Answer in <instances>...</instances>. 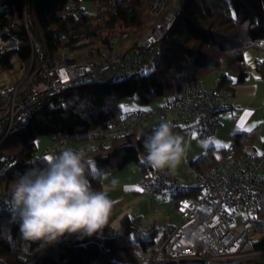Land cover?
I'll list each match as a JSON object with an SVG mask.
<instances>
[{"label":"trees","instance_id":"16d2710c","mask_svg":"<svg viewBox=\"0 0 264 264\" xmlns=\"http://www.w3.org/2000/svg\"><path fill=\"white\" fill-rule=\"evenodd\" d=\"M82 1L91 2L94 12L86 11ZM176 1L178 6L173 11L176 21L160 42L157 60L146 74L140 73L139 68L127 78L118 79V67L110 64L87 82L74 85L52 99L48 106L35 113L25 128L10 136L4 151L17 163L0 178V192L11 197L17 174L44 158L35 155V139L39 136L47 137L52 144L85 143L97 130L108 129L121 120L126 113L120 107L124 98H134L136 104L146 106L160 97L178 96L186 85L201 83L216 73L219 76L211 88L225 93L231 82L245 80L248 70L244 52L250 49L264 52V0ZM151 2L0 0V77L16 63L24 74L29 69L32 74L41 61L51 65L61 51L67 52L68 62L116 57L119 52H113V42L127 32L135 38L127 52L134 51L136 40L154 25L155 19L148 13ZM254 70L264 83V59L255 61ZM158 125L147 121L124 137L82 149L98 169L97 179L89 177L94 190L102 191L105 173L120 170L128 163H135L141 171L151 169L144 162L147 155L144 139ZM173 130L177 133L180 127L174 126ZM254 136L255 133L234 134L232 144L238 153L245 152L244 142ZM225 151L210 147L190 165L204 171L215 166ZM196 193L195 186L186 187L171 198L174 207L178 206L177 199ZM256 214L262 219L260 227L264 223V201ZM13 217V210L0 212V264H123L114 259L115 254L147 252L153 243L154 231H149V235L139 231V216L122 217L115 229L112 215L100 234L83 238L65 236L57 244L40 247L21 238ZM249 238L248 234L239 251L241 259L218 260L210 251L199 249L188 261L151 259L149 264H257L248 256L264 253V234L256 242Z\"/></svg>","mask_w":264,"mask_h":264},{"label":"built area","instance_id":"2783aa9c","mask_svg":"<svg viewBox=\"0 0 264 264\" xmlns=\"http://www.w3.org/2000/svg\"><path fill=\"white\" fill-rule=\"evenodd\" d=\"M148 13L155 19L154 25L137 41L134 51L92 62H68L67 52L61 51L51 65L41 61L32 74L31 69L26 74L21 70L13 81L0 82V178L17 163L4 151L10 136L25 128L35 113L52 99L74 85L87 82L110 64L118 67L116 77L124 79L142 68L144 60L156 62L160 42L173 27L176 16L168 9V0H152ZM227 105V94L221 89L206 88L202 83L186 85L178 96L171 97L160 108L126 112L115 126L97 130L87 142L108 143L130 134L147 121L157 125L170 121L173 127L182 125L188 136L195 132L199 139L210 138L218 130V115ZM66 149L71 148L65 141H58L48 149V154H59ZM186 167L198 193L186 196L178 205L180 222L165 235L156 253L163 261L174 263L193 259L199 249L210 251L224 261L240 259L239 251L252 229V219L264 201V154L238 153L235 145L230 144L215 166L204 171L187 163ZM138 183L149 196L173 197L186 189L169 172L153 168L142 171ZM184 204L188 208L182 211ZM11 210V197L0 193V212ZM196 232L208 236L210 242L190 243Z\"/></svg>","mask_w":264,"mask_h":264},{"label":"clouds","instance_id":"9594fccd","mask_svg":"<svg viewBox=\"0 0 264 264\" xmlns=\"http://www.w3.org/2000/svg\"><path fill=\"white\" fill-rule=\"evenodd\" d=\"M189 143L161 122L144 139V162L158 171H175L186 160ZM94 161L84 150L66 149L45 156L39 164L17 174L11 202L21 238L40 247L59 243L65 236L80 238L100 234L107 225L115 201L104 191L94 190ZM112 185L118 181L113 179ZM210 242L202 232L190 243Z\"/></svg>","mask_w":264,"mask_h":264},{"label":"rangeland","instance_id":"374dc122","mask_svg":"<svg viewBox=\"0 0 264 264\" xmlns=\"http://www.w3.org/2000/svg\"><path fill=\"white\" fill-rule=\"evenodd\" d=\"M81 6L88 12H94L95 10V7L93 6L91 2L82 1ZM177 6H178V3L176 0H170L168 7L171 11H174ZM139 39L136 40L135 43H137ZM133 40H135V38L129 32H127L126 35L122 37H118L113 42V52L114 53L119 52L116 55L124 53L130 48V45ZM245 53H246L245 55L246 59L244 58L245 59L244 62H247L251 65V53L253 54L254 52L251 51L250 49V50H246L244 54ZM263 55H264V52H263ZM144 63L145 65L143 66V68L140 69V73L146 74L150 69H152V66H151L152 63L149 59L144 60ZM20 74H21V69L19 68L18 63H16L12 69L5 71L1 75L0 82L13 81ZM208 79L211 80L212 77L208 76L204 80H208ZM206 88H209V87H206ZM168 99H169L168 97H160V98L155 99L149 105L143 106V105L136 104L134 98H124L120 101V107L122 111L124 112L134 111L135 109H149L152 107L162 106L163 102H166ZM125 109H129V111H125ZM178 127H180V130L177 132V134L183 136L184 139L186 140L187 132L184 130L182 125H178ZM31 128H32V125H31ZM258 134H256V136H254L252 139L246 140L244 142L243 150L245 152L264 154L263 130L262 131L260 130ZM196 138L198 139L197 134L195 132H192L189 135L188 143L190 147H189V150L186 156V160L182 162L181 165L175 171L171 172L177 178V180L182 186H187V185L192 184L191 178L187 172L186 163H189L192 155L196 153L197 151H199V148L197 145L200 142L198 140H195ZM65 144L74 150H82L92 145L91 143H88V142L81 143V144H72V143L67 142ZM51 146H52V143L47 137L45 136L37 137L35 139V147H36L35 155L37 157H41V156L45 157L49 155L48 149ZM263 172H264V169H263ZM113 173L116 175L115 177L117 178L118 181L120 180L123 181L122 179H125L132 183H137L139 174L141 172H140V167L138 165H136L135 163H128L122 170H114ZM117 173L121 174V176H118ZM155 197L156 199H153L152 201L149 200L150 198L147 195L140 199H135L132 205H130L131 210H129L131 217L135 216L131 214L133 211H135L133 214H139L142 216L138 220V228L141 233L149 235V231H154V235L152 238L153 243H151L148 246L147 252H142V251H135L132 253L118 252L114 256V259L117 262L123 263V264H149L151 259H160V256L158 252L156 253V251L162 244L163 237L166 231L165 229L171 228V226L175 227L180 222V213L178 209L174 207V203H172V200H170V198L168 199L167 196L157 195ZM182 202L183 200H180V203ZM124 216H121L115 219V221L113 222L115 229H118L119 221ZM252 220H253L252 221L253 227L249 233L250 235L249 239L252 242H256L264 234V223H261L259 227V223L262 222V219L257 214ZM254 220H256L257 222H255ZM167 226H170V227L167 228ZM248 257L254 258L257 264H264V253L253 254ZM218 260L224 261V259H218Z\"/></svg>","mask_w":264,"mask_h":264},{"label":"crops","instance_id":"0c3cea01","mask_svg":"<svg viewBox=\"0 0 264 264\" xmlns=\"http://www.w3.org/2000/svg\"><path fill=\"white\" fill-rule=\"evenodd\" d=\"M251 51L254 52L253 54L251 53V65L245 62L248 70L247 77L243 82H231V84L229 85V90H226L228 105L227 108L221 111L218 115V119H219L218 130L216 131L213 137L206 139H199V138L195 139L200 142L197 145L199 151H197L192 155L190 162L187 164L190 165L192 162H194L197 159V157L200 154L204 153L210 147H212L213 149H227V147L233 142L232 135L234 134H239V133L258 134L260 130L261 131L263 130L264 133V83L261 81L258 74L254 70L255 61L263 60L264 55H263V51H257V50H251ZM245 55L246 53L244 54V58L246 59ZM218 76L219 73L213 74L211 75L212 77L211 80L203 79L201 83L203 84L204 87H209V88H211L210 86L214 87L215 81L218 78ZM164 103L165 102H163V104ZM159 107H152L149 109L155 110L158 109ZM246 113H250V115L246 116L245 115ZM242 124L243 127H241ZM252 125L255 126L251 128V131L246 130ZM188 138L189 136L187 135V139H186L187 142L189 141ZM221 158L222 157H220V159ZM114 170H111L103 175L102 191L106 192L109 198L115 201L111 216L114 215V218L117 219L124 215L130 216L129 210H131L130 205H132L133 201L135 199H140L146 195L147 196L149 195L146 194L143 190L141 191L137 190V189H141L138 181L137 183H132L125 179H122L123 181L121 180L118 181L117 178L115 177L116 175L113 173ZM165 171L169 172L168 170ZM140 172L142 171L140 170ZM169 173L173 175L171 172ZM117 175L121 176V174L119 173H117ZM140 175L141 173L139 174V177ZM190 178L192 184L187 185L185 187L195 186L194 180L192 179L191 176ZM113 179L118 181V183L115 186H113L111 183ZM157 195L149 196L150 198L149 200L152 201L153 199H156L155 196ZM169 198L171 200L172 197H168V199ZM183 199L184 198H180L176 200L178 201V205L180 204V200ZM172 203H174V201H172ZM134 212L135 211H133L131 214L142 217L139 214H133ZM168 227L170 226H167V228ZM172 228L173 226H171V228L165 229L166 230L165 234H167Z\"/></svg>","mask_w":264,"mask_h":264},{"label":"snow or ice","instance_id":"6c2138e0","mask_svg":"<svg viewBox=\"0 0 264 264\" xmlns=\"http://www.w3.org/2000/svg\"><path fill=\"white\" fill-rule=\"evenodd\" d=\"M235 18V17H234ZM125 111H129V109H125ZM144 111H148V109H144ZM246 116L247 115H250V113H246L245 114ZM255 125H252V126H250L248 129H246V130H248V131H251V128L252 127H254ZM241 127H243V124L241 125ZM138 191H141L142 189H137ZM186 208H188V204H184V207L181 209L182 211L184 210V209H186Z\"/></svg>","mask_w":264,"mask_h":264}]
</instances>
